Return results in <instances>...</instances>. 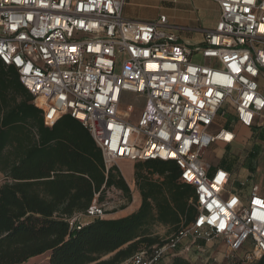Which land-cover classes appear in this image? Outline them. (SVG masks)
Masks as SVG:
<instances>
[{
  "label": "built area",
  "instance_id": "1",
  "mask_svg": "<svg viewBox=\"0 0 264 264\" xmlns=\"http://www.w3.org/2000/svg\"><path fill=\"white\" fill-rule=\"evenodd\" d=\"M207 1L219 18L195 30L166 15L128 19L126 0H0V62L15 69L46 127L69 115L89 132L106 172L119 161L173 162L178 182L193 189V221L120 264L202 254L198 240L221 242L224 264L264 259L260 187L221 168L210 173L202 159L212 144L235 141L224 126L212 132L227 111L248 129L264 115V0ZM185 32L201 41L189 45ZM126 95L144 101L136 121L133 105L123 109ZM103 212L92 206L70 224Z\"/></svg>",
  "mask_w": 264,
  "mask_h": 264
},
{
  "label": "trees",
  "instance_id": "2",
  "mask_svg": "<svg viewBox=\"0 0 264 264\" xmlns=\"http://www.w3.org/2000/svg\"><path fill=\"white\" fill-rule=\"evenodd\" d=\"M0 174V264H23L45 253L48 264H120L163 243L154 228L176 234L195 217L188 206L193 189L178 182L176 165L146 161L133 167L141 200L136 212L83 227L70 224L92 206L104 209L111 190L123 194L125 209L132 202L129 186L117 167L105 171L80 122L64 115L46 127L15 69L1 62ZM170 264L190 262L175 256Z\"/></svg>",
  "mask_w": 264,
  "mask_h": 264
},
{
  "label": "crops",
  "instance_id": "3",
  "mask_svg": "<svg viewBox=\"0 0 264 264\" xmlns=\"http://www.w3.org/2000/svg\"><path fill=\"white\" fill-rule=\"evenodd\" d=\"M123 15L128 19L139 20V21H149L157 18L159 15H166L170 20V22L187 26L196 30V29H207L213 27L219 18V9L215 3L209 2L207 0H126L123 9ZM181 40L187 42L189 45H194L201 41V34L198 32H188V33L185 32L181 34ZM224 123H225L224 127L233 130L235 132L236 134L235 141L230 145H224L220 142H216L212 144L204 152L202 158L203 161L209 165L210 173H213V171L216 168H221L227 171L228 173H230L233 179L235 180V182H239L245 179L252 180V182H254L260 187V194L264 197L263 176L260 179L258 178L256 179V177H254L253 175H245L246 172L244 171L243 174H240L242 178L238 179L239 175L237 176L238 177L237 178L235 174L236 170H230L227 166H224L223 164L224 154L227 153L228 151H231V148L234 145L236 146V151L233 150L232 154L235 158L241 161L237 153V149L239 147L238 146L239 140L246 141L247 140L246 138H250L253 134L255 137L258 138L259 140L258 144H260L259 146H261V149H264V115L258 118L256 120V124L249 129L240 126L233 117V114H231L229 116V120L227 119ZM213 146H214L213 151L216 152L217 155L219 156V162H220L216 167L211 166L209 162H207L204 158L205 155L209 153V149H211ZM251 165L247 164L246 170H253ZM132 177L134 176H131V178ZM233 186L230 187L231 190ZM235 191H240V188H238ZM140 202L141 200L139 196V199L135 206H133L130 203L125 209L121 210L120 213L119 212L107 213L103 215L100 219L115 220L126 217L137 211V209L140 206ZM93 221L94 220L92 219L87 223H91ZM159 229L167 230V228L160 226L154 228V233L160 235V232H158ZM188 241L189 238L185 239L183 245L186 244ZM197 243L203 247L204 251L202 254L191 252L190 256L184 255V258L188 262H190V264H203L208 257H215L218 260L217 264H224L225 260L223 257L225 253V246L221 242L219 241L206 242L203 240H198ZM43 255H46L47 258H49V253H45ZM171 260L172 258H168L164 260L163 264H170Z\"/></svg>",
  "mask_w": 264,
  "mask_h": 264
},
{
  "label": "rangeland",
  "instance_id": "4",
  "mask_svg": "<svg viewBox=\"0 0 264 264\" xmlns=\"http://www.w3.org/2000/svg\"><path fill=\"white\" fill-rule=\"evenodd\" d=\"M144 101L142 98H137L136 96L133 95H126L124 101H123V109H126L128 105H133L135 112L134 116H132V120L136 121L139 117V114L142 110ZM229 110V109H228ZM228 116L229 114L231 115V111H227ZM227 115L225 117H219L218 118V123L215 127L212 128V132H217L221 127L225 125V121L229 117ZM254 132V131H253ZM247 140H239L238 143V157H240L239 161L237 158H235L232 154V151H236V146L234 145L231 148V151H228L227 153L224 154V160L223 164L224 166H227L230 170H236L235 174L236 177L239 175L238 179H241V175L245 171V175H253L256 177V179L264 178V149H261L260 144H258V138L254 136V134L250 138H246ZM261 141V140H260ZM214 146L209 149V153L205 155V160L209 162V164L213 167H216L220 162H219V156L217 155L216 152L213 151ZM248 157H247V156ZM222 158V157H221ZM245 158V159H244ZM247 160V161H246ZM240 162V163H239ZM245 164V166H244ZM247 164L251 165L253 170H246ZM135 163H131L128 161H119L117 163V169L120 171L121 175L123 178L127 176L129 179L125 178V182L129 186V190L132 196V202L131 204L135 206L137 204V201L139 199V192L137 190L136 184L134 177L133 176V167ZM245 169V170H243ZM125 175V176H124ZM4 176H2L3 178ZM1 178V174H0ZM156 179V177H154ZM239 181V180H237ZM239 188V184L235 183L234 186L232 187V191H235ZM126 203V200L123 196L122 193L119 191L111 190L108 192V194L105 195L104 200L102 201L101 204H104V212L102 215H99L97 217L93 218H86L85 216L80 217L81 222L87 223L90 220H96L100 219L103 215L107 213H113V212H119L121 211L120 207ZM164 230V231H163ZM158 232H160V237L165 239V237H169L172 233H168V230L166 229H159ZM212 242V241H211ZM215 242V241H213ZM166 260V259H165ZM164 262V261H163ZM162 262V264H163ZM23 264H48V258L46 255L40 256V257H35L29 259L27 262Z\"/></svg>",
  "mask_w": 264,
  "mask_h": 264
},
{
  "label": "bare ground",
  "instance_id": "5",
  "mask_svg": "<svg viewBox=\"0 0 264 264\" xmlns=\"http://www.w3.org/2000/svg\"><path fill=\"white\" fill-rule=\"evenodd\" d=\"M125 176V175H124ZM125 178L129 179L127 176H125Z\"/></svg>",
  "mask_w": 264,
  "mask_h": 264
}]
</instances>
